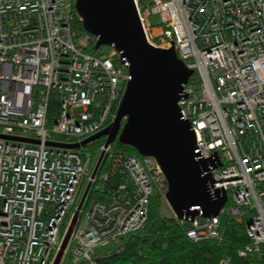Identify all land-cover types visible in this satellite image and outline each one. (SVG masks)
Segmentation results:
<instances>
[{
    "label": "built area",
    "instance_id": "built-area-1",
    "mask_svg": "<svg viewBox=\"0 0 264 264\" xmlns=\"http://www.w3.org/2000/svg\"><path fill=\"white\" fill-rule=\"evenodd\" d=\"M135 4L147 41L174 48L194 70L180 113L198 157L212 159L210 193L228 196L218 215L197 207L193 220L179 218L186 234L221 240L223 215L248 218L252 244L238 255L257 253L264 243V0ZM98 41L76 0H0V134L39 141L0 137V264H51L87 185L63 263L95 264L98 247L145 226L155 191L166 200L168 183L153 157L115 149L116 140L105 146L106 136L79 148L48 144L80 143L115 119L130 62ZM218 264L234 262L223 256Z\"/></svg>",
    "mask_w": 264,
    "mask_h": 264
},
{
    "label": "water",
    "instance_id": "water-1",
    "mask_svg": "<svg viewBox=\"0 0 264 264\" xmlns=\"http://www.w3.org/2000/svg\"><path fill=\"white\" fill-rule=\"evenodd\" d=\"M76 7L84 28L99 36L98 44L114 45L128 58L132 79L115 119L106 128L80 143L50 141L48 144L79 148L106 136L105 146H108L118 139L139 154L153 157L160 165L168 183L165 197L177 218L193 220L199 213L197 207L204 216L218 215L227 201V192H219L216 197L210 193L212 178L206 172L212 159L198 157L195 132L191 123L182 118L178 104L183 85L194 70L187 67L174 48H158L147 41L135 0H76ZM0 137L39 142L13 135L0 134ZM88 188L89 185L68 222L51 264L64 261Z\"/></svg>",
    "mask_w": 264,
    "mask_h": 264
},
{
    "label": "trees",
    "instance_id": "trees-1",
    "mask_svg": "<svg viewBox=\"0 0 264 264\" xmlns=\"http://www.w3.org/2000/svg\"><path fill=\"white\" fill-rule=\"evenodd\" d=\"M54 113L55 110L51 115ZM113 146L140 155L134 147L118 139ZM163 202L162 195L155 191L149 200L145 226L101 251L97 248L95 264H218L223 256L231 258L234 264H264V243L257 253H249L246 257L238 255L239 249L252 244L246 230L248 218L237 222L223 215L221 240L194 241L186 234L187 221L163 213Z\"/></svg>",
    "mask_w": 264,
    "mask_h": 264
},
{
    "label": "rangeland",
    "instance_id": "rangeland-1",
    "mask_svg": "<svg viewBox=\"0 0 264 264\" xmlns=\"http://www.w3.org/2000/svg\"><path fill=\"white\" fill-rule=\"evenodd\" d=\"M151 20H153L154 22H156V21L159 20V16L158 15H154V16L151 17ZM162 208H163V210H162L163 213H165L167 215H174L172 209L170 208V206H169V204H168V202L166 200L163 202ZM109 246H110V244H109ZM105 247L106 246H104V247H98V251H101V250L105 249ZM65 260H66V258H65Z\"/></svg>",
    "mask_w": 264,
    "mask_h": 264
}]
</instances>
